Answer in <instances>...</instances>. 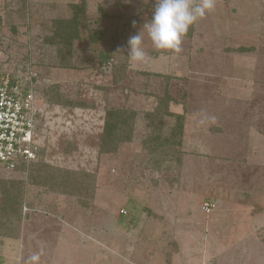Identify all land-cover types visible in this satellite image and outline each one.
I'll return each mask as SVG.
<instances>
[{"label": "rangeland", "instance_id": "374dc122", "mask_svg": "<svg viewBox=\"0 0 264 264\" xmlns=\"http://www.w3.org/2000/svg\"><path fill=\"white\" fill-rule=\"evenodd\" d=\"M154 3L0 0V65L35 72L45 108L35 172L0 169V264H264V0H216L178 55L143 28ZM166 90L183 130L162 116L153 151Z\"/></svg>", "mask_w": 264, "mask_h": 264}, {"label": "built area", "instance_id": "2783aa9c", "mask_svg": "<svg viewBox=\"0 0 264 264\" xmlns=\"http://www.w3.org/2000/svg\"><path fill=\"white\" fill-rule=\"evenodd\" d=\"M35 78V72L27 76L0 68V169L13 171L25 165L27 171L30 163L40 159L37 124L45 108L37 102ZM211 207L204 203L207 211Z\"/></svg>", "mask_w": 264, "mask_h": 264}, {"label": "clouds", "instance_id": "9594fccd", "mask_svg": "<svg viewBox=\"0 0 264 264\" xmlns=\"http://www.w3.org/2000/svg\"><path fill=\"white\" fill-rule=\"evenodd\" d=\"M216 0H155L152 18L143 28L146 29L153 47L157 50H166L180 54L183 37L187 35L190 26L202 19L208 12L215 9ZM136 21L132 26L136 27ZM123 46L117 52H124ZM127 55L131 63H147L151 59L143 47L141 33L129 36L127 41ZM213 121L215 117L211 118ZM33 262L39 259L34 255Z\"/></svg>", "mask_w": 264, "mask_h": 264}, {"label": "trees", "instance_id": "16d2710c", "mask_svg": "<svg viewBox=\"0 0 264 264\" xmlns=\"http://www.w3.org/2000/svg\"><path fill=\"white\" fill-rule=\"evenodd\" d=\"M72 20H73V23H75V24L79 23V12H75L74 13V16H73ZM191 33H192V31H190V34ZM103 57L108 59L109 54L107 52H103ZM0 68H4V67L2 65H0ZM35 82H36L35 94H36V96L38 98L40 93H38V81H37V78H35ZM61 93H62V91H61ZM170 101H173V97L171 96L169 91L166 90V92L164 94V98H162L158 102V105H157L156 109L153 112H149L148 115L146 114V119L148 120V123L153 126L152 136L150 138H148V140H147L148 144L151 146V149L153 151H156V149L158 147V144H159V142L161 140V133H162L161 131L163 129V124H162V121H161V117L162 116L173 114L176 117V123L172 127L171 134H175V133H177V131H181L182 132V130H183V126H182V122H181L182 115L178 114V113H174V112H172L170 110V108H169ZM46 102L49 103V98L47 99ZM76 104H81V103H76ZM116 114H117V117H118V115L121 116L122 111L121 110L111 109L110 111L106 112L103 133H102V136H101V142L99 143V150L101 152L109 151V148H107L105 146H107V141H109V137L110 136L112 137L113 134H114V132H112V131L114 129H117V127L119 126L118 123L115 120H112V117H115L114 115H116ZM137 114H138V112L136 110H133V112H131V120H130V125L131 126L133 125V123L137 119ZM126 121H128V120H126ZM179 121H180V123H179ZM111 132H112V134H110ZM41 151H40V158L43 155V144L42 143H41ZM41 159H39L38 161L30 163V166L28 168V172H35V170H33V169L38 167L39 161ZM25 171H26V166L25 165H20L15 170L9 171V172H11V173L13 172V174H18V173L20 174L21 172L24 173Z\"/></svg>", "mask_w": 264, "mask_h": 264}, {"label": "crops", "instance_id": "0c3cea01", "mask_svg": "<svg viewBox=\"0 0 264 264\" xmlns=\"http://www.w3.org/2000/svg\"><path fill=\"white\" fill-rule=\"evenodd\" d=\"M170 110H171L172 112H174V113H181L180 111H175V110H173V106H171Z\"/></svg>", "mask_w": 264, "mask_h": 264}]
</instances>
